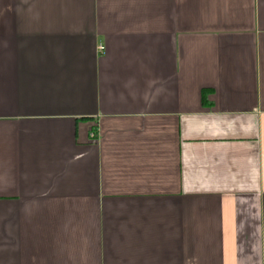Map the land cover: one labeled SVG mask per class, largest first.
<instances>
[{
  "label": "crops",
  "instance_id": "1",
  "mask_svg": "<svg viewBox=\"0 0 264 264\" xmlns=\"http://www.w3.org/2000/svg\"><path fill=\"white\" fill-rule=\"evenodd\" d=\"M0 264H264V0H0Z\"/></svg>",
  "mask_w": 264,
  "mask_h": 264
}]
</instances>
